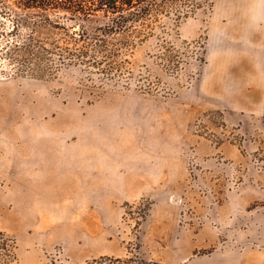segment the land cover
Wrapping results in <instances>:
<instances>
[{"label": "rangeland", "instance_id": "rangeland-1", "mask_svg": "<svg viewBox=\"0 0 264 264\" xmlns=\"http://www.w3.org/2000/svg\"><path fill=\"white\" fill-rule=\"evenodd\" d=\"M1 20L7 31L16 23ZM165 28L111 75L67 65L32 76L2 50L24 29L0 34V232L15 243L11 264L132 255L242 264L250 253L264 264V120L227 112L248 70L256 66L264 79V9L213 0ZM68 151V162L57 161ZM158 155H183L185 176L174 162L164 192L120 201L111 175Z\"/></svg>", "mask_w": 264, "mask_h": 264}, {"label": "trees", "instance_id": "trees-1", "mask_svg": "<svg viewBox=\"0 0 264 264\" xmlns=\"http://www.w3.org/2000/svg\"><path fill=\"white\" fill-rule=\"evenodd\" d=\"M212 6L213 0H0V34L25 31L2 50L19 71L36 77H51L67 65L111 75L123 72L135 49L166 29V20L178 24ZM3 16L16 22L9 31ZM15 259V243L0 232V264ZM86 264L159 263L132 255Z\"/></svg>", "mask_w": 264, "mask_h": 264}, {"label": "crops", "instance_id": "crops-1", "mask_svg": "<svg viewBox=\"0 0 264 264\" xmlns=\"http://www.w3.org/2000/svg\"><path fill=\"white\" fill-rule=\"evenodd\" d=\"M253 1L256 8L264 9V0H245ZM239 98L237 105H229L227 107V112L238 114L239 119L245 121L250 119H263L264 120V79L261 74V69H257L256 66L252 70H248V74L244 76L243 82L239 86ZM231 115V114H230ZM195 139H193V142ZM197 142V141H195ZM199 150H203L202 154H206L208 147L201 144ZM224 154L232 158L235 161H240V154L237 149L231 145H225L223 147ZM69 161V151L66 154H62L57 161ZM129 162V157L123 160ZM55 162V161H54ZM174 162H176L177 174L182 177L186 174V162L183 155L179 156L176 161L167 156H152L149 160V164L144 165H126L127 168H132L133 172L127 171L125 175L110 177V190L116 191L118 193L120 201L129 202L134 201L138 198L143 197L146 194L155 191H165L166 185H172L173 182H165L166 176H171L166 174L168 171H173L175 167ZM50 176L55 178L62 175L64 172L62 165L58 168L52 167ZM256 254H242L239 260L242 264H259V260H255ZM254 258L253 263L251 258ZM261 264V263H260Z\"/></svg>", "mask_w": 264, "mask_h": 264}, {"label": "bare ground", "instance_id": "bare-ground-1", "mask_svg": "<svg viewBox=\"0 0 264 264\" xmlns=\"http://www.w3.org/2000/svg\"><path fill=\"white\" fill-rule=\"evenodd\" d=\"M239 1V0H238ZM228 16H231V15H233L234 13L232 12V11H228L227 13H226ZM231 25H232V23H231Z\"/></svg>", "mask_w": 264, "mask_h": 264}]
</instances>
